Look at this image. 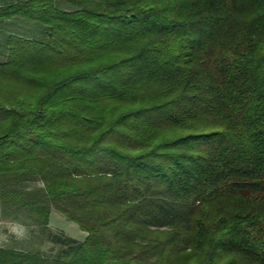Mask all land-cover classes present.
I'll return each mask as SVG.
<instances>
[{"label": "trees", "instance_id": "16d2710c", "mask_svg": "<svg viewBox=\"0 0 264 264\" xmlns=\"http://www.w3.org/2000/svg\"><path fill=\"white\" fill-rule=\"evenodd\" d=\"M2 1L0 202L86 238L0 264H264V0Z\"/></svg>", "mask_w": 264, "mask_h": 264}, {"label": "rangeland", "instance_id": "374dc122", "mask_svg": "<svg viewBox=\"0 0 264 264\" xmlns=\"http://www.w3.org/2000/svg\"><path fill=\"white\" fill-rule=\"evenodd\" d=\"M5 3L0 0V5ZM64 6V5H63ZM9 34H17L28 38L40 39L41 31L22 19H11L0 23V51L5 54L3 44ZM16 189H33L41 186L39 181H28L12 184ZM62 235L79 242L86 238L76 223L67 220L61 213L52 210L48 228L37 224L35 217L27 210L17 208L9 203L0 202V247L24 252L39 253L46 258L62 255L70 246L55 243L54 237Z\"/></svg>", "mask_w": 264, "mask_h": 264}]
</instances>
